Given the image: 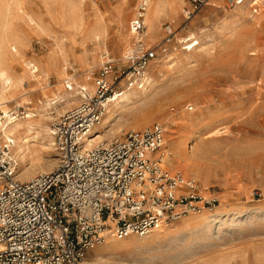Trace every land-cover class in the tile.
<instances>
[{"label":"rangeland","instance_id":"1","mask_svg":"<svg viewBox=\"0 0 264 264\" xmlns=\"http://www.w3.org/2000/svg\"><path fill=\"white\" fill-rule=\"evenodd\" d=\"M144 1L0 0V70L23 83L6 108L20 118L33 114L36 125L30 140L34 152L26 159L27 164L35 160L36 169L27 170L20 181L59 166L53 137H46L39 127L45 123L52 130L57 119L91 95L82 88L70 104L56 109L50 102L59 96V88L70 91V86L65 88L69 80L68 85L88 83L96 91L104 54L122 66L134 43L132 23ZM179 3L178 10L168 8L160 19L156 39L149 34L152 48L162 44L166 25L172 26L175 38L168 55L149 68L152 85L135 89L148 90L145 101L123 102L103 143L130 131L162 126L164 156L174 157L180 143L187 153L188 145V155L172 162L175 172L164 169L195 181L200 190H207V197L216 193L222 213L198 222L187 216L143 239H113L88 252L84 264H264V0H245L235 8L214 0L191 20L185 13L192 4ZM147 28L148 24L145 34ZM201 30L194 50L182 51L193 39L190 33L198 35ZM102 32V39L96 40ZM11 35L20 40L8 45L6 37ZM127 35L131 38L126 45L122 38ZM26 62L39 69L40 78L31 76ZM0 114L5 122L6 115ZM183 114L192 115L194 124H185ZM4 145L8 142L1 140L0 147ZM14 148L20 172L22 160ZM185 168L197 177H186Z\"/></svg>","mask_w":264,"mask_h":264},{"label":"built area","instance_id":"2","mask_svg":"<svg viewBox=\"0 0 264 264\" xmlns=\"http://www.w3.org/2000/svg\"><path fill=\"white\" fill-rule=\"evenodd\" d=\"M188 1L191 20L214 0ZM224 1L230 8L245 3ZM147 8L143 2L132 23L134 43L122 66L104 54L95 93L53 123L56 170L20 181L13 143L0 147V264H84L109 237L143 239L220 205L216 193L207 197L195 181L162 167L166 131L158 124L85 148L109 107L126 91L143 89L152 63L168 55L175 32L166 25L162 44L148 47ZM187 43V50L197 45Z\"/></svg>","mask_w":264,"mask_h":264},{"label":"bare ground","instance_id":"3","mask_svg":"<svg viewBox=\"0 0 264 264\" xmlns=\"http://www.w3.org/2000/svg\"><path fill=\"white\" fill-rule=\"evenodd\" d=\"M144 2L148 3V11H147V14H146L147 16H146V20H145V22H147V24H148L147 33H146L148 35V39L147 38L146 39L148 40L147 41L148 45H151L152 42L150 40L149 34L151 35L152 40H155L156 38H154V35H156V33L158 31V26H159L160 19L167 13V9L168 8H170L172 12H175L176 9L178 10V7H179L180 3H179V0H145ZM242 12H244V11H242ZM129 16H130V14H129ZM148 29H149L150 33L148 32ZM203 32L204 31L201 30V32L198 35H196L194 33H190L189 37L191 39L193 38L194 41L195 40L197 41V38H198L197 36L203 34ZM103 36H104V32L99 33V34H97L95 36V39L100 41ZM130 38H131L130 35L123 36V38H122L123 44L127 45L128 43H130ZM185 38H186V36H185ZM6 40H7V44L9 45V44L12 43L13 40H20V39L17 36L14 37V36L11 35L10 37H6ZM121 45H122V43H121ZM199 45H200V43H199ZM12 47H13L14 52L15 51L18 52L17 48L14 47V45H12ZM186 49L187 48H182L181 50L184 51ZM192 50H194V49L192 48L188 52L190 53ZM188 52H187V54H188ZM174 54H176V53H174ZM174 56H176V55H174ZM25 67H26L27 70L31 71V76L33 78H40V75H37V73L39 72V69L35 68L34 64H32L31 62H26ZM151 69H152V67L150 68V71H151ZM161 70L162 69L159 70L160 73L162 72ZM46 71H47V69H46ZM86 80L90 81L91 77L88 76ZM69 81H67V87H65V88L68 89V86H70L71 87L70 91H66V90L64 91V90H62V88H59V90H60L59 96H57L54 99L55 102H53V103L50 102L49 106L58 109L61 106V104L62 105L64 103L70 104L72 102V100H74L75 98H78L80 96V94H81L80 90L82 88H84L85 90L90 91V95L91 96L95 92L94 91L95 87L91 86L88 83H86V85L80 86L77 83V81H76V83L74 84L75 86H73V84L72 85H68ZM153 81H154V78H149L147 84L151 86ZM21 83H22L21 79L14 78L13 76H11L8 73L7 70H5V69H1L0 70V112L2 111L3 114L6 115V121L2 122L1 114H0V141L1 140H6L8 143L12 142L13 145L15 146V148H16V149L14 148V150H16L17 154L20 155V158L22 160L23 170H21L20 172L18 171V175L16 176L17 179H21L22 176L25 174V172L27 170L35 167V160H33V159H31V161L29 160L30 161L29 164H27L28 161L26 162L27 157H29V155L33 154V152H34V151H31L30 140L32 138L31 135L33 134V132L35 130V127H36V125H35V123L33 121V117H35V116L33 114H28V115L26 114L27 116H24V117L20 118V115H18L19 113L18 114L9 115V111L6 108L7 104H8V100L11 99L10 97L12 95L17 93V91L19 90L18 88L21 86ZM145 89H147V88L145 87ZM143 90H144V88H143ZM146 91H143V92H142V90L139 91V92L137 90L126 91L124 93L123 97L118 102H116L113 105H111V107H109V109H108V113L105 116L103 122L94 130V135H92L93 138H91V139H89L87 141V145L85 146V148L86 149H92L93 147L103 143L104 139L107 137V135H103V134H104V132H105V130L107 128L109 129V127L113 126V120H115L117 118L116 113H117V111H119V109H121V107H122L121 104L123 102H126L128 104L129 103L132 104L136 100H137V102L145 101V99H146L145 97H147L146 93H148V90H146ZM188 109L189 110H194V108H192L191 106H189ZM193 118L194 117L192 115L183 114L181 119L184 120L185 124L190 126V125H192V123L194 124ZM194 120L196 122V118ZM39 123H41V122H39ZM39 128L41 129V131H43V133L45 134L46 137H49V138L51 137L52 138V130L45 123H44V125H41ZM116 132L118 134H121L122 133V129L120 128V129L116 130ZM183 146H184V144H182V143H180L177 146V150H176L175 154L173 155L174 157L171 158L170 156H164L163 163H162V167L163 168H165L168 171L175 172V170L172 169V162L181 159L185 155H188V145H187V150H186L187 153L184 152ZM165 147H166V145H165ZM175 164H177V163H175ZM35 169H36V167H35ZM42 170L45 171L44 173H46V171H52L53 170V166H49L46 169L43 168ZM179 172H181V171H179ZM184 174L186 175V177H189V178L190 177H192V178H194V177L196 178L197 177V174H191L188 168L187 169L185 168ZM26 179L30 180V179H32V176L28 175V176H26ZM198 180H199V178H198ZM200 181L204 184V186L207 187L206 183L203 180H200ZM221 207L222 206L218 207L213 213L205 212V213H202L200 215H196L197 217L196 216H192V217H194V219L197 220V222L198 221H206V220H208L210 218H214V216L221 215V213H222L221 212ZM165 226H168V225H163L160 229L156 230L153 234L158 235V234L163 233L164 232V228H167ZM113 239L114 238H110L109 237L107 239L106 243H109Z\"/></svg>","mask_w":264,"mask_h":264}]
</instances>
